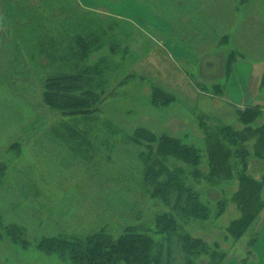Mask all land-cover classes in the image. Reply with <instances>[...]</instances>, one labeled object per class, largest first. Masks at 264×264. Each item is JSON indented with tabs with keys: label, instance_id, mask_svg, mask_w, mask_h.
Listing matches in <instances>:
<instances>
[{
	"label": "rangeland",
	"instance_id": "1",
	"mask_svg": "<svg viewBox=\"0 0 264 264\" xmlns=\"http://www.w3.org/2000/svg\"><path fill=\"white\" fill-rule=\"evenodd\" d=\"M163 1L165 7L150 1L153 8L148 4L147 10L174 24L195 62L180 64L179 74L164 59L143 64L148 71H140L138 63L157 45L138 28L130 42L138 61L129 67L128 78L111 89L96 113L72 118L44 103L39 68L27 60L18 36L26 20H20L17 11H33L43 3L41 15L52 21L55 14L50 11L56 13L60 7L79 14L89 10L80 9L76 0H0V264H73L52 248L65 236L90 235L102 228L118 235L128 225L152 226L164 206L139 187L144 169L141 147L129 139L136 130L202 147L200 122L214 129L236 127L238 110L256 106L263 109L258 123L264 122V0H176L171 7ZM63 19L51 24L55 39L67 35ZM108 54L105 49L92 59ZM231 65H236L237 81L250 78L244 104L225 94ZM157 69L169 73L176 84H168ZM153 86L165 88L173 100L153 102ZM196 189L214 212L208 221L191 223L190 232L218 253V264H246L259 222L235 238L229 227L240 210L227 201L219 215L216 205L234 188L226 187L224 195L202 182ZM174 246L171 264H185L181 244ZM200 261L208 264L210 258Z\"/></svg>",
	"mask_w": 264,
	"mask_h": 264
},
{
	"label": "trees",
	"instance_id": "2",
	"mask_svg": "<svg viewBox=\"0 0 264 264\" xmlns=\"http://www.w3.org/2000/svg\"><path fill=\"white\" fill-rule=\"evenodd\" d=\"M150 1L153 0H145L152 7ZM158 2L165 7L166 1ZM167 2L168 7L176 4V0ZM40 4L33 11H17V15L26 20L18 36L24 43L27 60L39 68L43 101L66 117L93 115L111 89L124 83L121 79L128 78L129 67L138 61L130 47L138 27L120 18L90 11L79 14L66 7L56 13L51 10L55 16L47 21L46 15H41L44 5ZM59 19L68 24L63 39L54 38L51 26L59 24ZM105 49L110 54L92 59ZM167 99L173 97L165 88L153 86V102L164 103ZM237 114L236 127L219 125L214 129L200 122L205 140L202 147L144 128L136 130L129 139L141 147L144 169L139 187L164 206L154 215V224L128 225L118 235L102 228L90 235L65 236L52 248L73 264H171L174 243L178 242L185 264H205L200 261L205 257L210 258L208 264H218V253H212L208 244L194 237L189 229L191 223L208 221L214 212L212 203L201 198L197 186L205 182L220 188L224 195L226 187L234 188L230 197L226 195L216 205L219 215L227 201L234 202L240 210V217L229 227L235 238H241L259 222L264 211V176L255 178L249 172L253 158L264 160V122L258 123L263 109L250 107ZM256 240L257 234L251 249Z\"/></svg>",
	"mask_w": 264,
	"mask_h": 264
},
{
	"label": "crops",
	"instance_id": "3",
	"mask_svg": "<svg viewBox=\"0 0 264 264\" xmlns=\"http://www.w3.org/2000/svg\"><path fill=\"white\" fill-rule=\"evenodd\" d=\"M80 6V9H85L97 13H105L109 16L120 18L134 24L139 29L143 30L157 45L156 50H151L149 55L138 63V69L143 72H147L148 69L144 68L143 64L148 62L154 63V60L163 62L169 61L174 71H177V67L180 68V64L195 62L194 53L181 43L177 36L176 28L174 24L166 20L164 17L157 14H153L147 10L148 4L142 0H76ZM156 55V58H151L152 55ZM148 59V60H147ZM241 63V62H239ZM236 65L233 66L229 75V84L225 87L224 91L227 96L234 99L238 104H244L246 97L249 94V82L250 78L246 81L236 80L233 74L235 73ZM157 69V75L163 77L168 84L175 85L176 81L170 80L171 75L164 73L162 70ZM173 71V72H174ZM181 73V72H180ZM264 74V72H263ZM185 79L186 73L184 72ZM238 78V77H237ZM262 77L257 84H261ZM239 79V78H238ZM264 104V102H262ZM258 103V105H263ZM264 106V105H263ZM261 167L259 170L258 168ZM250 174L255 178H261L264 176V160H252L249 166ZM228 264H240V260L230 261ZM246 264H264V211L261 215L257 226V240L252 246L251 258Z\"/></svg>",
	"mask_w": 264,
	"mask_h": 264
},
{
	"label": "built area",
	"instance_id": "4",
	"mask_svg": "<svg viewBox=\"0 0 264 264\" xmlns=\"http://www.w3.org/2000/svg\"><path fill=\"white\" fill-rule=\"evenodd\" d=\"M1 27H2V19L0 17V29H1Z\"/></svg>",
	"mask_w": 264,
	"mask_h": 264
}]
</instances>
